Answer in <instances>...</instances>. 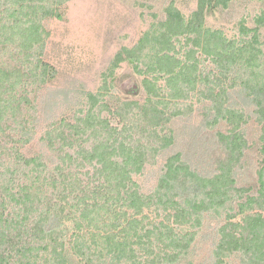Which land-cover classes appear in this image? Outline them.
<instances>
[{
  "label": "rangeland",
  "instance_id": "obj_1",
  "mask_svg": "<svg viewBox=\"0 0 264 264\" xmlns=\"http://www.w3.org/2000/svg\"><path fill=\"white\" fill-rule=\"evenodd\" d=\"M35 1L38 3L33 5L54 7L52 15L41 17L45 8L39 7L29 18L21 17L23 21L30 19L29 24L36 25L41 32L42 49L35 44L27 52L19 53L17 42H9L8 33L0 26V71L6 73L22 69L25 73L19 84L11 86V93L0 89V100L8 107V114L0 124V149L15 146L25 157L44 156L49 162L53 152L48 147L49 140L44 139L48 126L60 119H74L76 112L85 111L93 102L102 106V109L96 108V115L104 117H110L106 109L114 110L122 103H133V113L139 115L135 121L138 125L136 130L143 134L148 149L158 147L164 135L182 131L189 117L197 125L205 127L201 132L206 136L204 141H211L208 145V169L212 177L216 176L212 185L220 192L212 204L208 203L198 213L200 221L196 222L194 215L185 224L187 228L172 226L178 234L184 231L191 242L185 249L177 250L175 260L162 261V264H264V227L252 230V226L260 227L261 223H252L253 220L264 219V114L255 116L254 109H244L243 120L232 124L224 117L228 116L224 114L227 101H220L221 95L224 97L222 89L227 91V98L240 101L238 96H245L244 92L241 93L243 88H248V92L262 88L264 104V0ZM200 1L205 7L203 27L221 31L227 40H243L251 49L252 56L247 55L250 57L248 64L242 62V56L238 55L230 65H218L212 56L201 53L198 48L194 56L195 72L190 75L191 80L196 78V84L191 87L185 85L181 97L172 98L170 93L176 94L175 85L168 83L169 75L165 71L160 73V67L154 64L155 55L166 46L157 39L164 30L161 26L170 7L178 10L188 21ZM14 3L10 8L18 7L19 2ZM17 15L8 11L1 13L0 18L5 23L8 22L5 18H16ZM246 30L252 32L248 34ZM182 46L176 43L175 52L182 63L185 61L192 65L184 57ZM27 53L30 54L29 64L23 62ZM129 54L133 59L127 57ZM37 60L49 65L54 72L44 77L40 65L35 72L37 78H33L28 69L31 62L35 65ZM166 65L165 69L169 68ZM148 67H151L148 74H139ZM222 67L226 69L225 73L220 72ZM42 76L44 81L40 80ZM145 79L161 93L160 98L152 100L166 99L157 106L162 114L154 116L144 107L149 105V95L143 85ZM243 79L248 83L245 87ZM38 105L43 113L40 110L36 114L38 108L35 106ZM48 105H54L52 111ZM217 106L220 113H217ZM178 111L180 115L173 114ZM38 118H42L41 121ZM232 131L245 141L239 157L229 155L227 139ZM23 137L30 138L29 143L17 144ZM57 147L58 144L55 145ZM150 155L149 165L134 177L145 194L155 189L163 164L160 154L149 150L148 159ZM233 157L236 161L232 163ZM184 160L188 164L189 157L185 156ZM227 165L232 168L229 179L226 178ZM19 181L29 183L30 178ZM208 189L210 186L204 187L205 191ZM122 210L127 215L134 213L131 208ZM164 216L154 208L143 210L140 215L149 221H162ZM253 231H259L257 237ZM224 234L232 235L234 240L231 246L221 248ZM235 242L239 245L237 249ZM106 260L108 264H125L123 260L118 263L110 262L109 258ZM142 260L144 264H152L150 256Z\"/></svg>",
  "mask_w": 264,
  "mask_h": 264
},
{
  "label": "trees",
  "instance_id": "obj_2",
  "mask_svg": "<svg viewBox=\"0 0 264 264\" xmlns=\"http://www.w3.org/2000/svg\"><path fill=\"white\" fill-rule=\"evenodd\" d=\"M17 1L18 7L10 8ZM33 3L38 2L0 0V14L8 11L18 14L16 18H5L8 21L5 23L0 18V26L8 33L9 42H17L19 53L27 52L35 44L40 49L43 47L37 26L29 24L30 19H21L22 16L29 18L39 7L45 8ZM204 8L200 1L185 21L178 10L170 7L161 26L164 30L159 33L157 41L166 46L155 55L154 64L160 67V73L165 71L169 75L167 82L175 85L176 94L170 93L172 98L181 97L185 85L191 87L196 84V78L193 75L192 81L190 75L195 72L194 56L198 48L201 53L212 56L218 65H230L238 55L242 56V62H250L248 56L252 54L246 42L227 40L221 31L203 27ZM53 9L45 8L40 16L52 15ZM246 31L248 34L252 32ZM176 43L183 45L184 57L192 65L185 61L182 63L175 52ZM171 51L173 54L169 55ZM29 57L27 53L23 62L29 64ZM127 57L133 59L131 54ZM164 64L169 68L165 69ZM39 66L44 77L54 72L49 65L37 60L35 65L31 62L28 69L33 78H37L35 72ZM177 67L180 68L175 72ZM150 68L141 70L139 74H148ZM225 70L222 67L220 72L225 73ZM24 74L22 69L6 73L0 71L1 91L11 93V86L19 84ZM242 83L244 87L248 85L244 79ZM151 84V81L144 80L143 85L149 95V105L144 107L157 116L162 114L157 109L158 104L166 99L152 100L160 98L161 93ZM243 90L241 93L244 92L245 96H238L240 101H237L227 98V91L222 89L224 97L221 95L220 101H227L229 108H225L224 114L228 116L224 117L232 124L243 120L244 109H254L255 116L264 114L263 89L248 92L245 87ZM132 104L125 102L114 110L106 109L110 117H104L96 115V108L102 109V106L93 102L85 111H78L79 115L76 112L74 119L51 123L44 133V139L49 140L48 147L53 152L49 162L44 156L25 157L15 146L0 149V168H4L0 170V264H108L107 258L112 263L123 260L125 264H144L142 259L149 256L152 264H162V261L175 260L177 250L188 247L191 242V239L187 240L189 236L186 238L184 231L183 234L176 233L172 226L187 228L185 224L194 215L196 222L200 221L198 213L204 210L205 205L213 203L220 192L212 185L216 176L212 177L208 169V145L211 141L206 139L207 143L204 141L206 136L201 135L205 127L188 117L182 131L164 135L158 147L148 149L143 134L136 130L138 125L135 121L139 115L133 113ZM52 106L47 107L52 111ZM36 108V114H39L41 107L38 105ZM7 109L0 100V124L8 114ZM178 113L180 115L179 111L173 114L178 116ZM231 134L227 139L229 155L239 157L245 141L235 131ZM29 141L30 138L23 137L17 144H28ZM149 150L160 154L163 164L155 189L145 194L134 177L149 165L152 157L150 155L148 159ZM185 156L189 157L188 164ZM231 161L233 163L236 159L233 157ZM228 165L227 179L232 174ZM25 177L30 178L29 183H20L19 179ZM208 186L210 190L205 191L204 187ZM125 207L133 209L134 213H122ZM150 208L164 213L165 221H149L140 217L143 210ZM255 221L261 222H258L260 227L252 226V230L264 227V219L257 218L252 223ZM258 233L253 231L252 234L255 237ZM233 240L232 235L224 234L220 247L231 246ZM235 244L237 249L239 245ZM246 251L249 252L248 249Z\"/></svg>",
  "mask_w": 264,
  "mask_h": 264
}]
</instances>
